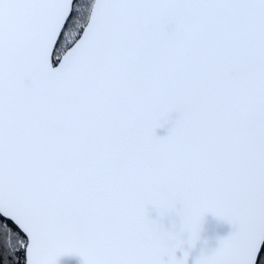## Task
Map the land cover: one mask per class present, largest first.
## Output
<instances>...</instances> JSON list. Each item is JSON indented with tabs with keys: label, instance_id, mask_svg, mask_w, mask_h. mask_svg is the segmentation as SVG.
Instances as JSON below:
<instances>
[{
	"label": "snow or ice",
	"instance_id": "1",
	"mask_svg": "<svg viewBox=\"0 0 264 264\" xmlns=\"http://www.w3.org/2000/svg\"><path fill=\"white\" fill-rule=\"evenodd\" d=\"M208 214L195 264H264V0H0V264H188Z\"/></svg>",
	"mask_w": 264,
	"mask_h": 264
},
{
	"label": "water",
	"instance_id": "2",
	"mask_svg": "<svg viewBox=\"0 0 264 264\" xmlns=\"http://www.w3.org/2000/svg\"><path fill=\"white\" fill-rule=\"evenodd\" d=\"M175 118V114L173 115ZM171 125H167L164 128L157 129L158 136H166L168 134V128ZM153 216L155 214L153 213ZM166 223H168L166 221ZM233 231L231 224L221 221L215 216L208 214L203 222L200 240L197 242L195 248L190 250L188 257V264H195L197 257L201 254V251L211 252L213 249L219 246V240L227 237ZM187 249L188 246L185 245ZM177 257L182 258L183 252L178 251ZM58 264H82V259L79 256H65L59 259Z\"/></svg>",
	"mask_w": 264,
	"mask_h": 264
}]
</instances>
